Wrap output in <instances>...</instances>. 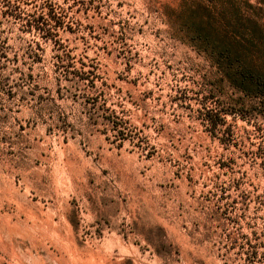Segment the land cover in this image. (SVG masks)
Wrapping results in <instances>:
<instances>
[{
    "label": "rangeland",
    "instance_id": "obj_1",
    "mask_svg": "<svg viewBox=\"0 0 264 264\" xmlns=\"http://www.w3.org/2000/svg\"><path fill=\"white\" fill-rule=\"evenodd\" d=\"M0 264H264V0H0Z\"/></svg>",
    "mask_w": 264,
    "mask_h": 264
}]
</instances>
